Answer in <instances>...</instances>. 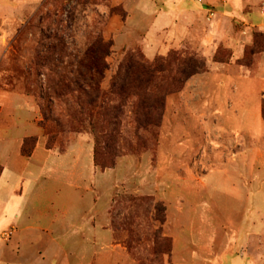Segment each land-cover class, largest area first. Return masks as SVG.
Instances as JSON below:
<instances>
[{"label":"rangeland","instance_id":"374dc122","mask_svg":"<svg viewBox=\"0 0 264 264\" xmlns=\"http://www.w3.org/2000/svg\"><path fill=\"white\" fill-rule=\"evenodd\" d=\"M99 36L105 89L130 56L169 62L160 128L126 118L110 149L75 104ZM188 59L205 71L187 79ZM263 101L264 0H0V197L23 193L21 264H264Z\"/></svg>","mask_w":264,"mask_h":264},{"label":"trees","instance_id":"16d2710c","mask_svg":"<svg viewBox=\"0 0 264 264\" xmlns=\"http://www.w3.org/2000/svg\"><path fill=\"white\" fill-rule=\"evenodd\" d=\"M111 14L114 15L117 12L113 10ZM113 47L112 41H106L101 36L90 45L87 52L90 56L88 74L87 77H83V74L80 75L84 78L86 85L81 86L78 84L77 91L79 93H77L79 97L76 99L78 103H81L83 100L80 93L82 91L88 93L87 104L82 106L83 103H75L78 108L80 107L81 115L86 112L88 116L85 118L96 134L105 131L103 135L107 139L108 144L105 146L108 149L111 146L119 145L126 128V118L131 119L136 134L142 131L154 135L156 129L160 128L164 107L163 98H161L160 91L155 92L154 89L157 84L156 75L161 73L164 68L166 69L168 67L167 63H169L166 62L164 65V62L160 60L148 63L144 58L130 56L121 63L117 73L111 76L108 87L105 89L104 83L107 81V74L111 69L108 59L113 55ZM173 61H175L174 58ZM216 62L222 63L217 60ZM184 66L182 74L186 75L187 79L205 71V64L199 67L197 62L195 60L191 61V59L185 60ZM110 97H113L112 100ZM87 107L88 109H85ZM47 114H43L45 118L42 124L45 123L46 117L52 118L49 115L50 113ZM262 118L264 120V101L262 103ZM37 144V138L25 139L22 154L27 158L32 157ZM47 148L48 150L51 149L50 144H47ZM96 165L101 167L98 160ZM113 167L114 163H111V165H105L101 168L106 170ZM3 172L4 169L0 167V178Z\"/></svg>","mask_w":264,"mask_h":264},{"label":"crops","instance_id":"0c3cea01","mask_svg":"<svg viewBox=\"0 0 264 264\" xmlns=\"http://www.w3.org/2000/svg\"><path fill=\"white\" fill-rule=\"evenodd\" d=\"M231 44H232V48H235V45H233V41H231ZM237 53H239L238 59L241 58V56L243 55V52L236 45L235 54H237ZM259 65H260V62L258 63L256 69H258ZM221 66H224V65H221ZM255 71H257V70H255ZM197 78H199V77H197ZM194 80H196V78ZM224 84L225 83H223V85ZM1 108H2V106H1ZM2 111H3V109H2ZM2 111H1V113H2ZM24 140H25V138H24ZM33 156H34V154H33ZM5 173H6V168H4V172H3V175H2L1 180H0V186L2 184L3 177H4ZM22 194H23L22 190L21 191L14 190L13 188H10L7 186L6 195L4 197H2V196L0 197V200H1V202H0V207H1V220H0V224H1L0 226L1 227H0V229L2 228L4 231L2 234V238L5 242L4 245H2L0 243V264H21V262L24 260L22 254H21V251L23 249V245H21L20 242L18 243V245H11L14 237L21 230L23 231L26 229L27 230L32 229V228L19 229L20 224H21V219H22L21 218L22 217L21 216L22 209L20 207H18V204H19L18 201L20 199H22V196H23ZM106 218L107 219L102 223L101 226L95 225L96 220H94V222H92V224L94 225L95 228H98V231H100V233L105 232L109 236H107L105 234L99 235V238H95V240H93L92 238H88L87 240H84L85 245L95 243V242H97L96 240H100V242H103L105 240V236H107V241H112V243L114 245L113 231L109 227L110 223H109L108 217H106ZM5 229H6V231H5ZM73 229L76 230L75 227H73ZM92 229H93V227H92ZM63 230H65V229H63ZM72 238L73 237H71V238L69 237L68 240L72 239ZM75 238H77V236ZM54 242L56 243L55 240H54ZM34 264H36V262ZM37 264H39V262H37Z\"/></svg>","mask_w":264,"mask_h":264}]
</instances>
